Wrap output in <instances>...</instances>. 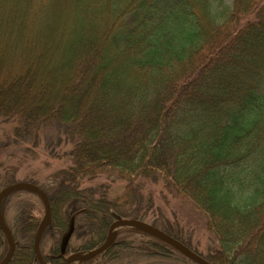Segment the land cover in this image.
Wrapping results in <instances>:
<instances>
[{
    "label": "trees",
    "instance_id": "trees-1",
    "mask_svg": "<svg viewBox=\"0 0 264 264\" xmlns=\"http://www.w3.org/2000/svg\"><path fill=\"white\" fill-rule=\"evenodd\" d=\"M53 1L26 0L17 29L0 42V121L13 125L16 139L35 145L34 136L44 131L49 156L53 148L68 147L62 155L69 164L51 172L45 186L27 181L50 203L44 261L64 264L67 255L92 251L112 222L133 219L161 229L210 264H264L258 250L264 245V0H81L78 26L90 23L98 35L88 28L64 42L88 52L80 61L74 54L64 59L71 68L55 97L32 86L35 78L23 63L36 43L24 16L31 5L41 11ZM109 40L118 65L95 67ZM248 45L257 53L232 56ZM18 64L8 78L5 70ZM18 83L20 100H6ZM99 176L110 183L82 187ZM14 179L10 170L0 175V190ZM115 179L123 187L119 197L110 195ZM156 187L173 198L185 195L205 215L217 243L211 253L201 255L159 222L151 191ZM11 195L19 206L11 226L5 223L15 242L9 264H37L32 240L43 205L40 199L41 205L32 203L35 194L15 191L1 211ZM69 210L77 220L74 233L65 236ZM6 249L0 232V260ZM151 261L195 264L137 229L115 236L82 263Z\"/></svg>",
    "mask_w": 264,
    "mask_h": 264
},
{
    "label": "rangeland",
    "instance_id": "rangeland-1",
    "mask_svg": "<svg viewBox=\"0 0 264 264\" xmlns=\"http://www.w3.org/2000/svg\"><path fill=\"white\" fill-rule=\"evenodd\" d=\"M31 7L34 10L31 12L30 8L29 17L27 15L24 17L26 20V30L34 34L36 43H32L33 47L27 50L23 63H26L28 66V74L32 76V78H35L32 81V86L39 88L40 93H42L41 95L49 90L52 92V96L55 97L66 83L64 74H67L71 68L69 62H64V59L67 55L73 56L74 54L76 60L80 61L88 52V47H84L81 44V47H78L72 43L71 49L66 48L64 42L70 37L71 39H76L78 36L83 37L85 34L84 31L88 28L92 30L93 36H97L99 29H93L90 23L84 24L83 27L85 30L79 28L78 13L80 14L83 10L81 0H54L51 5L44 7L41 11L35 9L33 5H31ZM23 11H26V0H0L1 43L4 42V39L6 40V37H8L6 34L8 35L10 31L13 32L17 29L22 20ZM11 20L14 22L10 23ZM1 25L3 26L2 28ZM32 28L35 29L34 32L32 31ZM27 45L28 43L23 40L21 48L26 50ZM1 49L2 48L0 47V51ZM241 49H246V51L237 50L232 56L238 59V57L244 56L247 50L256 49V53L258 51L257 46L255 45L251 47L248 45L244 48L241 47ZM37 53H39V55L38 58L35 59L36 57L34 56ZM117 53V47L110 40L107 41L102 47V51L98 56L95 67H100L102 65L106 66L108 69L116 67L119 63L116 59ZM18 66L19 64L17 66L10 65L9 68L5 70V72L7 71L6 74H8V78L13 75ZM20 83H18L17 86ZM21 89V86H18L17 90L14 89V93H7L5 96L6 100H20ZM12 130L13 125H11V123L0 121V175H3L6 171L10 170L12 176L15 178L13 180L14 183L35 181L38 185L45 186L51 172L62 169L69 164L67 158L62 155L68 147L62 146L58 149L53 148L54 156H49L47 152H45L42 145V143H44V131H41L34 136L33 140L35 139L37 142L35 145L34 142L28 140V138L25 140H22L21 138L16 139ZM47 135L48 137L51 136L48 133ZM56 154H60V156H57ZM103 177L104 176H99L92 181L87 180L82 183V187H93L94 185L106 183L107 181L105 179L107 178ZM107 183H110V181ZM122 188V184L115 179L109 188L111 193L109 194L119 197L118 195L121 194L123 190ZM151 191L153 193L152 200L155 201V208L158 207L159 209L158 214L155 215L159 222L166 225L173 233L177 234L183 239V241L188 243L192 249L203 256L208 255L216 248L217 243L215 239L206 230L205 215L195 209L190 201L185 198V195L173 198L165 191L161 194L159 192L160 189H157V187L154 189L151 188ZM16 197L17 195L9 196L1 211L2 218L9 227L11 226V221L17 207L19 206ZM32 200V203L36 206L41 205L39 198L33 197ZM62 213H64V209L61 214ZM42 214L43 208L41 216ZM64 218L66 220H64L65 236L68 233H70L69 236H71V234L74 233L77 213L69 210V212L64 215ZM130 229L132 228L128 226L118 227L114 231V235L122 237L127 234ZM43 233L44 232H42V235ZM81 233L83 234V231L79 234ZM42 235L39 242V252L46 254L47 246L51 243V239L50 236ZM76 238L77 236L74 235L73 239H71L72 244ZM33 243L34 236L32 240V251L34 254ZM258 250L260 257L264 261V245L262 244ZM68 257L69 255L65 256L64 260ZM151 262L153 264H167L156 261ZM70 264L83 263L81 261H72Z\"/></svg>",
    "mask_w": 264,
    "mask_h": 264
},
{
    "label": "water",
    "instance_id": "water-1",
    "mask_svg": "<svg viewBox=\"0 0 264 264\" xmlns=\"http://www.w3.org/2000/svg\"><path fill=\"white\" fill-rule=\"evenodd\" d=\"M19 190H24V191H29L31 193H34L35 195H37L40 198V200L42 202L44 214H43V217L37 226V229H36V232L34 235L33 250H34V255H35V258H36L38 264H45L41 254L39 252V242H40V238H41V235H42L44 228L46 227V225L50 221V203H49V200H48L46 194L44 193V191L41 190L40 188H38L37 186L30 184V183L19 182V183H14V184L8 185V186H6L0 190V207H1L2 200L6 195H8L14 191H19ZM124 226L136 228L138 230H141V231L165 242L166 244L170 245L171 247H173L174 249H176L177 251L182 253L186 258H188L190 261H192L195 264H210L205 259L200 257L198 254L194 253L192 250L187 248L184 244H182L178 240L172 238L171 236L167 235L163 231H161V230H159V229H157V228H155V227H153V226H151L145 222H142L139 220H133V219H118V220L114 221L108 228V232H107V235L105 237L104 242L98 248H96L92 251H89L87 253H84V254L75 253L73 255H70L65 260V264H70L71 261H76V260L77 261H83V260L95 257L98 254L102 253L104 250H106L108 248V246L110 245V243L112 242V240L114 238L113 230L117 227H124ZM0 231L2 232V234L4 235V237L7 241V252H6L4 258L0 261V264H7L12 257V254H13L14 248H15V244H14V240L12 238L11 233L9 232V230L7 229V227L5 226V224L1 218V214H0Z\"/></svg>",
    "mask_w": 264,
    "mask_h": 264
},
{
    "label": "bare ground",
    "instance_id": "bare-ground-1",
    "mask_svg": "<svg viewBox=\"0 0 264 264\" xmlns=\"http://www.w3.org/2000/svg\"><path fill=\"white\" fill-rule=\"evenodd\" d=\"M116 230V228L113 230V232ZM13 257V256H12ZM12 257H11V259H12ZM11 259L9 260V262L7 263V264H9L10 263V261H11Z\"/></svg>",
    "mask_w": 264,
    "mask_h": 264
}]
</instances>
